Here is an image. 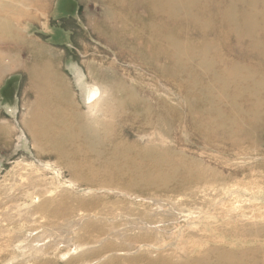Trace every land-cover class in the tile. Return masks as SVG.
Here are the masks:
<instances>
[{
    "label": "rangeland",
    "instance_id": "1",
    "mask_svg": "<svg viewBox=\"0 0 264 264\" xmlns=\"http://www.w3.org/2000/svg\"><path fill=\"white\" fill-rule=\"evenodd\" d=\"M18 2L11 11L13 15L21 10V1ZM38 2L39 8L32 6L37 10L32 11L36 17L17 28L54 57V77L49 83L57 88L55 96L65 92L69 104L72 102V106L64 104L66 109L62 110L67 120L76 112L81 116L80 123L87 116L98 122L108 121L110 110L106 105L114 106L113 99L127 94L115 93L119 89L117 77H90L86 68L112 66L119 83L131 87L135 97L111 111L137 114L149 105L151 116L163 113L169 121L164 127L168 134L165 143L182 150L183 157L173 161L196 170L198 175L190 179L179 174L166 182L137 174L133 190H103L85 185L82 175L86 173L75 172L83 168L74 159L39 152L23 128L37 96L33 78L23 67L29 63L23 49L18 65L0 76V125L11 135L10 143L0 140V264H103L112 259L129 264L130 259L141 256L186 264L201 253L212 259L216 253L211 249L216 247L228 251L259 248L263 250L250 253L249 259L256 262L263 257L264 124L248 126L249 139L239 137L236 146L227 141L220 144L219 136L217 146H202L201 141L187 134L193 113L183 94L188 81L162 77L131 60H117L113 49L109 54L108 47L99 42L93 24L102 21L100 3ZM0 45L3 51L12 50L10 42L2 41ZM227 59L240 62L233 54ZM202 78V86L212 83ZM101 87L107 93H102ZM218 90H213L215 97ZM192 97L198 98L196 94ZM223 101L227 102L225 97ZM219 108L225 111L223 103ZM199 116L209 120L207 115ZM65 126L73 128L76 123L67 122ZM133 127H140L138 119ZM153 131L156 130L137 133L124 129L117 135L119 141L136 144L138 148L134 149H139L153 144L146 136ZM174 140H181V144L174 146ZM101 231L106 234L100 235ZM76 245L85 247L84 251L89 248L83 253L94 255L79 257L80 252L74 251Z\"/></svg>",
    "mask_w": 264,
    "mask_h": 264
},
{
    "label": "bare ground",
    "instance_id": "2",
    "mask_svg": "<svg viewBox=\"0 0 264 264\" xmlns=\"http://www.w3.org/2000/svg\"><path fill=\"white\" fill-rule=\"evenodd\" d=\"M20 1L21 10L13 15L11 11L19 3L18 0H0V44L2 41L12 43L9 52L1 50L0 45V76L18 65L19 52L24 49L29 63L23 67L33 78L37 96L23 128L36 149L39 152H55L60 158L74 159L83 168L75 169V172H85L86 175H82L85 185L97 189L133 190L137 174L147 179L152 177V180H156L154 177L161 178L166 182L179 174L196 178V170H189L186 165L173 161L178 156L183 157L182 150L165 143L168 134L164 127H168L169 121L163 113L151 116L149 105L137 114H114L111 111L135 97L131 87L119 83V76L112 73V66H86L90 77H117L119 89H115V93L127 94V97L113 99L115 107L106 105V109L110 110L108 121L98 122L87 116L86 121L80 123L81 116L76 112L72 113L70 121L67 120L62 110L66 109L64 104L72 106V102L69 104L65 92L55 96L57 88L49 83V79L54 77V57L17 28L22 22L29 23L36 17V12L32 11L39 8V0ZM94 1L101 4L103 11L99 14L102 21L93 24L99 42L109 48L106 49L109 54L113 49L117 60H131L142 69L150 68L162 77L188 81V88L183 94L193 111L189 116L191 129L187 133L192 140L201 141L202 146H217L216 136H219L222 137L220 144L229 142L231 146H236L241 140L239 137L249 139L248 129L253 124H264V0ZM232 54L243 63L229 61L227 55ZM245 59L252 62H244ZM202 77L212 83L202 86ZM227 87L228 90H224ZM101 88L102 93H107ZM214 88L219 89L217 97L213 95ZM193 94L198 98H193ZM224 97L227 102L223 101ZM221 103L225 111L220 110ZM199 113L207 115L209 120L202 119ZM137 119L140 127L134 128ZM67 122L76 123V126L67 127ZM4 127L0 125V140L10 143L11 135ZM213 127L219 130L215 131ZM152 128L156 131L146 136L152 139L153 144L139 149H134L138 148L136 144L119 141L117 135L119 130L129 129L138 133ZM179 144L181 140H174V146ZM94 179L100 181L93 183ZM155 182L152 181L153 184ZM181 183L182 180L178 188ZM99 234L104 236L106 233L101 231ZM84 248L76 245L74 251L80 252L76 253L80 254L79 257L94 255V252L83 253L89 249L84 251ZM262 250L228 251L216 247L211 249L216 253L212 259L201 253L186 264H264V256L258 257L256 262L249 259L250 253ZM209 251L210 248L206 253ZM103 264L120 263L112 259ZM129 264L170 262L162 258L148 260L141 256L130 259Z\"/></svg>",
    "mask_w": 264,
    "mask_h": 264
}]
</instances>
